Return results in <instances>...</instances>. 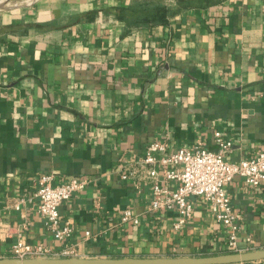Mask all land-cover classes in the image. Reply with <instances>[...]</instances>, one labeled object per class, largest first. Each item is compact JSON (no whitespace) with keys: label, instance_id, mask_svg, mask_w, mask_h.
I'll list each match as a JSON object with an SVG mask.
<instances>
[{"label":"crops","instance_id":"0c3cea01","mask_svg":"<svg viewBox=\"0 0 264 264\" xmlns=\"http://www.w3.org/2000/svg\"><path fill=\"white\" fill-rule=\"evenodd\" d=\"M144 8L153 18L137 16ZM216 130L233 141V161L264 150V0L1 7L0 257L20 240L53 250L67 241L83 257L229 251L226 228L206 200L190 196L193 214L179 223L177 209L150 208L152 185L139 179L152 141L171 149L202 141L217 150ZM44 173L57 182L88 179L60 206L73 228L67 240L38 210ZM228 187L242 214L240 246L264 248V183L236 176ZM126 209L138 223L123 220Z\"/></svg>","mask_w":264,"mask_h":264},{"label":"built area","instance_id":"2783aa9c","mask_svg":"<svg viewBox=\"0 0 264 264\" xmlns=\"http://www.w3.org/2000/svg\"><path fill=\"white\" fill-rule=\"evenodd\" d=\"M214 134L217 150L207 148L202 141L177 149H171L165 141H152L139 161V179L147 180L152 185L150 208L177 209L180 214L179 223H184L193 214L189 197L203 198L209 203L216 220L226 228L229 251L249 250L239 244L242 214L233 206L228 186L236 176H242L253 187L263 184L264 150L233 161L228 158L233 141L224 137L220 130H216ZM87 183L86 177L77 176L57 182L53 173H44L39 178V188L35 193L38 210L60 240H67L73 235L69 222L62 221L60 206L76 192L83 190ZM171 183L174 187H170ZM123 220L139 222V218L130 209L124 211ZM247 240L253 241L251 236ZM12 251V256L17 257L79 256L78 248L67 241L60 249L53 250L42 244H30L20 240L14 244Z\"/></svg>","mask_w":264,"mask_h":264},{"label":"water","instance_id":"95a60500","mask_svg":"<svg viewBox=\"0 0 264 264\" xmlns=\"http://www.w3.org/2000/svg\"><path fill=\"white\" fill-rule=\"evenodd\" d=\"M5 4L0 3V8ZM264 259V248L191 256H5L0 264H233Z\"/></svg>","mask_w":264,"mask_h":264},{"label":"trees","instance_id":"16d2710c","mask_svg":"<svg viewBox=\"0 0 264 264\" xmlns=\"http://www.w3.org/2000/svg\"><path fill=\"white\" fill-rule=\"evenodd\" d=\"M183 0H179V2H182ZM122 10H124L123 8H122ZM166 10L167 9H162V10H157V12H156V14L154 15V17L155 18H162L163 17V15L165 14V12H166ZM139 14H137V16L138 17H140L141 16V14L142 15H145L144 17H146V18H149V17H151V18H153V9H152V11H151V9H149V8H144V9H141V12H138ZM134 14V13H133Z\"/></svg>","mask_w":264,"mask_h":264},{"label":"rangeland","instance_id":"374dc122","mask_svg":"<svg viewBox=\"0 0 264 264\" xmlns=\"http://www.w3.org/2000/svg\"><path fill=\"white\" fill-rule=\"evenodd\" d=\"M3 1V2H2ZM0 0V2L2 3V4H5V6H7L8 4L9 5H13V4H15V3H18V2H21V1H28V0Z\"/></svg>","mask_w":264,"mask_h":264},{"label":"bare ground","instance_id":"6f19581e","mask_svg":"<svg viewBox=\"0 0 264 264\" xmlns=\"http://www.w3.org/2000/svg\"><path fill=\"white\" fill-rule=\"evenodd\" d=\"M2 1V0H1ZM3 2V1H2ZM1 3V2H0Z\"/></svg>","mask_w":264,"mask_h":264}]
</instances>
